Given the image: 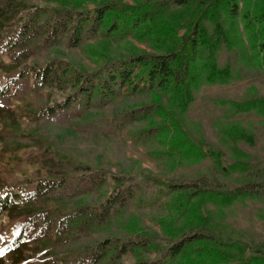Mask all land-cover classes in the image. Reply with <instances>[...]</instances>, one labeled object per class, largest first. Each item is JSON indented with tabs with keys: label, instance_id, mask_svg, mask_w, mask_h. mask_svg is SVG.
I'll list each match as a JSON object with an SVG mask.
<instances>
[{
	"label": "trees",
	"instance_id": "1",
	"mask_svg": "<svg viewBox=\"0 0 264 264\" xmlns=\"http://www.w3.org/2000/svg\"><path fill=\"white\" fill-rule=\"evenodd\" d=\"M36 1L0 0V69L6 80L0 86V119L12 114L56 133L74 126L81 134L103 138L147 121L153 124L140 128L135 140L160 131L166 137L171 127H181L203 87L243 78L238 67L220 64V52L236 51L238 64L264 72V0L259 5V0ZM240 25L249 53L242 47ZM181 30L185 33L179 36ZM130 36L149 43L154 52L107 58L97 69L78 67L70 55L94 40L114 46ZM157 96L160 103L153 99ZM14 97L21 102L20 113L10 107ZM220 105L232 115L264 113L263 97ZM158 109L172 121L156 122ZM221 120L227 124L225 117L216 122ZM170 137L161 153L166 159L205 158L187 135ZM228 150L233 158L226 167L214 161L191 176L138 180L95 162L72 163L54 165L48 177L26 186L4 189L0 216L16 225L0 264L4 256L21 264L29 251L52 264H124L128 255L133 264H264L263 247L240 236L232 239V231L209 221L208 207L264 202V159L255 160L235 145ZM222 154L228 155L217 156ZM166 197L169 214L157 219L163 234L131 232L130 223H123L128 214L155 209Z\"/></svg>",
	"mask_w": 264,
	"mask_h": 264
},
{
	"label": "rangeland",
	"instance_id": "2",
	"mask_svg": "<svg viewBox=\"0 0 264 264\" xmlns=\"http://www.w3.org/2000/svg\"><path fill=\"white\" fill-rule=\"evenodd\" d=\"M121 1L134 5L137 0ZM260 2L261 0L257 5ZM250 5L254 7L256 3ZM239 31L242 47L249 53V45L241 25ZM184 33L185 30H181L179 36ZM142 52L154 51L149 43L130 36L126 41L114 46L102 40H94L70 55L78 67L97 69L107 58L125 57ZM1 58L4 62H9L5 54ZM218 58L221 65L238 67L243 78L229 85L203 87L190 111L182 118L181 127L177 131L175 127H171L170 135L166 137L160 131L152 138L142 136L139 141L135 140L134 135L140 128L153 124L147 121L119 132L115 137L103 138L90 133L81 134L74 126L56 133L44 124L29 125L25 118L18 119L12 114H5L4 118L0 119V133L3 136L2 139L0 137V193L4 189H16L14 185L26 186L29 182L48 177L54 165L68 168L72 163L92 165L95 162L96 165L110 168L113 174L132 173L141 180L145 175L183 177L200 174L214 161L226 167L228 158H233V154L228 150L231 149V145H235L255 160L264 159V113L249 111L232 115L230 109L220 105L222 100L241 102L256 97L264 98V72L248 65L247 62L243 65L238 64L235 60L236 51L227 53V50H224L219 53ZM5 84V72L0 69V86ZM60 96L58 94L57 98ZM159 98L160 96L153 97L157 103H160ZM20 103L15 97L12 98L11 109L20 113L21 109L17 108ZM162 103L167 106L166 101ZM158 112L159 114L155 116L156 122H161L163 118L166 122L172 121V118L162 113L161 109H158ZM220 117H225L227 124L223 125L222 120L216 122ZM176 133L187 135L190 143L201 146L205 158L198 161L194 159L196 156L186 154L184 158L172 161L161 155L169 148L170 136ZM205 143H208L209 147ZM222 151L228 155L217 156ZM168 199L169 197L163 198L161 205L155 209L128 214L123 223L125 225L130 223L131 232L163 234L164 230L158 225L157 219L162 218L161 215L168 216ZM200 208L202 213H206L205 205ZM208 208L209 221L232 231L234 233L232 239L240 236L252 245L264 248V202L240 200L223 203L218 210ZM15 225L16 220L7 215L0 216V256L5 244L14 237ZM249 256L250 252H247L244 258ZM25 258V262L21 264H52L45 258L36 257L31 251L26 252ZM133 262V255H128L123 260L124 264ZM4 264H11V260L6 256Z\"/></svg>",
	"mask_w": 264,
	"mask_h": 264
}]
</instances>
